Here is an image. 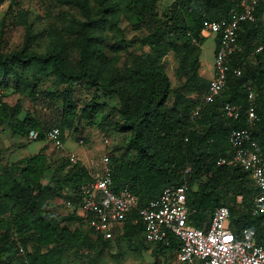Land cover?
Returning <instances> with one entry per match:
<instances>
[{
  "label": "trees",
  "instance_id": "16d2710c",
  "mask_svg": "<svg viewBox=\"0 0 264 264\" xmlns=\"http://www.w3.org/2000/svg\"><path fill=\"white\" fill-rule=\"evenodd\" d=\"M53 1L67 7V11L61 15V27L52 26L46 32L44 52L31 50L35 33L27 22L28 14H20L24 41L15 50L0 48V88L35 100L40 80L52 77L54 91L62 95L60 120L44 127L27 112L20 118L21 105H9L0 93V122L26 136L35 130L39 134L37 140H45V132L57 127L64 143L66 129L72 130L82 120L94 119L98 112L94 99L77 105L72 97L74 85L82 83L96 92L116 95L119 106L111 108L99 122L104 131L130 133L124 152L118 158L110 153L113 189L127 187L138 198V207H142L165 187L187 180L190 224L205 228L215 208L224 205L230 210L235 233L244 227L253 228L258 241L264 244L260 226L264 214H252L257 188L249 173L239 165L217 164L218 159L233 153L230 132L247 126L244 110L250 103L248 87L256 94L258 121L252 130L264 157V0L256 6V20L243 22L238 30L241 51L230 58L225 89L205 104L210 79L199 74L205 39L202 22L227 19L240 0H172L161 12L159 0H94V7L88 0ZM69 9L77 10L79 15ZM121 19L145 34L138 39L149 49L143 56L133 55V60L123 66L108 56L105 48L129 53L132 40L122 35L106 41L103 30L117 27ZM217 42L218 36L216 45ZM259 45H263V50L252 54ZM168 52L180 57L179 88L172 87L161 63ZM236 68L241 69L238 76L233 72ZM226 103L242 106L237 119L224 115ZM197 106H201L199 115L192 118ZM111 115L113 121L108 119ZM68 164L71 163L67 156L60 158L48 177L51 168L43 147L22 159L18 167H1L0 264H62L66 251L80 255L83 250L104 247L110 241L100 235L93 239V231L66 207L65 215L48 207L55 198L76 202L78 187L91 180L89 169L82 163ZM137 217V210L133 209L112 239H123L130 248L134 241L145 245L143 226ZM71 223H76L75 227H69ZM179 248V240L169 235L153 251L170 259ZM16 254L22 257L18 263L14 262Z\"/></svg>",
  "mask_w": 264,
  "mask_h": 264
},
{
  "label": "built area",
  "instance_id": "2783aa9c",
  "mask_svg": "<svg viewBox=\"0 0 264 264\" xmlns=\"http://www.w3.org/2000/svg\"><path fill=\"white\" fill-rule=\"evenodd\" d=\"M259 0H240L229 12L227 19L204 20L201 34L218 36L214 50L213 74L209 80L207 94L203 104L212 102L226 87L227 74L230 71V58L241 51L238 42V30L243 22L255 21V10ZM263 50L257 46L252 54ZM237 76L241 69L233 71ZM255 91L248 87L247 97L250 101L245 108L247 126L233 129L229 142L233 153L217 160L218 165H239L247 171L257 188L253 199L252 214H264V157L258 142L254 139L253 130L258 116L255 110ZM201 106H197L192 118L198 117ZM240 104L226 103L223 106L225 116L237 119L242 112ZM38 132L31 130L27 138L35 140ZM44 139L54 149H63L59 128L53 127L44 134ZM82 143L83 140H80ZM108 144V140H104ZM69 162L74 164L78 158L74 152L67 154ZM113 165L110 154L104 153L99 160V167L91 175V180L81 184L76 190L78 199L64 201L65 207L75 213L95 235L105 240L114 237L117 225L122 224L127 215L137 210L136 221L143 226V242L159 243L169 235L175 236L180 248L175 254L177 264H264V244L258 241L256 230L242 228L235 233L231 227L230 210L221 205L215 208L210 222L205 228L195 227L189 223L187 206L188 182L184 180L177 186L165 187L161 194L138 207V198L127 187L118 191L113 189ZM189 169H186V172ZM135 221V222H136ZM264 235V220L261 221ZM20 252L24 249L17 241Z\"/></svg>",
  "mask_w": 264,
  "mask_h": 264
},
{
  "label": "rangeland",
  "instance_id": "374dc122",
  "mask_svg": "<svg viewBox=\"0 0 264 264\" xmlns=\"http://www.w3.org/2000/svg\"><path fill=\"white\" fill-rule=\"evenodd\" d=\"M88 1L90 6H95L94 0ZM171 1L159 0V11L167 9ZM66 11L67 7L59 6L53 0H0V48L3 51H11L21 46L24 41L25 28L21 24L20 14L26 12L28 14L27 22L31 24L32 31L35 33L31 50L38 53L44 52L48 43L46 32L52 26L61 27V15ZM69 11L79 15L75 9H69ZM103 30L107 35L106 41L110 40L112 42L122 35L125 39L132 40L131 46L127 49L130 54L124 51L114 53L105 48L108 56L113 60H117L119 66L130 63L134 58L133 55L143 56L144 52L149 50L146 46H142L138 39L145 34L142 31L134 30L125 19H121L117 27H105ZM214 50L215 34L205 36L201 45V66L199 67V74L205 79H209L213 74ZM179 62L180 57L172 52H168L161 58V63L173 88H179L182 84V80L177 74ZM52 80V77L40 80V84L37 86L39 96L35 100L13 93L12 89L0 88V93L3 95V101L9 105L13 106L17 102L21 105L20 118L27 112L36 117L44 127L53 126L58 124L61 117L62 95L59 91H54ZM73 89L72 97L78 106L94 99L98 108L97 116L90 121L82 120L72 130L66 129L62 150L54 149L46 140H29L26 134L17 133L11 130L6 123L0 122V172L1 167L4 165L18 167L21 165L22 159L45 147V153L51 168L47 172L48 177L60 158L66 157L68 152L78 149L80 154L74 152L78 158L77 162L86 166L90 175H94L99 167L102 154L112 153L115 158H118L124 152L130 133L116 129L104 131L99 125L103 115L108 113L111 108L119 106L118 97L116 95H106L102 91L96 92L93 88H88L82 83L74 85ZM108 119L113 121L114 116L111 115ZM105 139L108 140V144L104 143ZM80 140H83V142L81 143ZM124 156L127 157V154H124ZM71 165L68 164V166ZM48 207L60 215L68 213L61 198L49 201ZM75 225L76 223H71L69 227L73 228ZM119 227L121 228V224L117 225V229ZM90 236L93 239L97 237L93 232ZM156 246V243L142 245L138 241H134L132 248H130L129 243L125 240L112 239L104 247H91V251L83 250L80 255H75L72 251H66L63 255L62 264H177L175 257L165 259L162 255L155 254L153 249ZM27 249H30V245ZM21 258L16 254L14 262L18 263Z\"/></svg>",
  "mask_w": 264,
  "mask_h": 264
},
{
  "label": "crops",
  "instance_id": "0c3cea01",
  "mask_svg": "<svg viewBox=\"0 0 264 264\" xmlns=\"http://www.w3.org/2000/svg\"><path fill=\"white\" fill-rule=\"evenodd\" d=\"M212 73H213V72H212ZM211 76H212V74H211ZM211 76H210V78H211ZM210 78H209V79H210ZM70 152H71V151H70ZM70 152H68V153H70ZM72 152H75L76 154H80L79 149H78V150H74V151H72ZM68 153H67V154H68Z\"/></svg>",
  "mask_w": 264,
  "mask_h": 264
}]
</instances>
